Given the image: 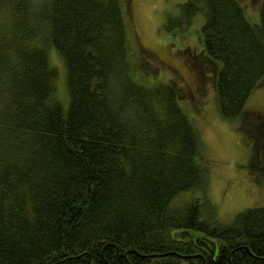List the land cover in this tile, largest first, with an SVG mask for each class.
<instances>
[{
  "label": "trees",
  "instance_id": "trees-1",
  "mask_svg": "<svg viewBox=\"0 0 264 264\" xmlns=\"http://www.w3.org/2000/svg\"><path fill=\"white\" fill-rule=\"evenodd\" d=\"M128 2L0 0V264H264V206L220 222L183 108L209 80L264 172V114L247 107L264 83V0L259 23L241 0L181 5L179 29L203 20L199 50L175 51L188 88L157 78L145 47L134 75Z\"/></svg>",
  "mask_w": 264,
  "mask_h": 264
},
{
  "label": "rangeland",
  "instance_id": "rangeland-1",
  "mask_svg": "<svg viewBox=\"0 0 264 264\" xmlns=\"http://www.w3.org/2000/svg\"><path fill=\"white\" fill-rule=\"evenodd\" d=\"M186 1L129 0L126 20L132 33L130 43L134 52V57H131L134 75L145 69H140L135 64L139 63L138 58L142 57V52L147 53L143 50L145 47L147 51L149 48L155 53L154 60L146 58L157 66V78L165 81L175 79L186 88L188 81L194 80L191 70L183 64L180 56H175L177 48L186 46L194 52L200 48L197 37L203 23L200 16L196 15L189 26L183 22L180 24L181 29L178 27L180 8ZM256 3L257 0H241L251 23H259V14L256 19ZM51 62L56 68L62 65L60 58L54 54L51 56ZM142 75L148 78L145 72ZM208 82L209 80L205 89H202V94L193 98L195 109L187 105L183 108L188 116L193 118L202 152L209 161L208 192L216 207V216L223 224H229L243 210L264 206V172L251 171L246 165L250 154L248 144L237 129L236 122L219 114L215 92ZM57 89L58 101L66 109L68 99L66 101L63 80L58 81ZM247 107L264 114V83L252 92ZM186 198L178 197L175 201Z\"/></svg>",
  "mask_w": 264,
  "mask_h": 264
}]
</instances>
